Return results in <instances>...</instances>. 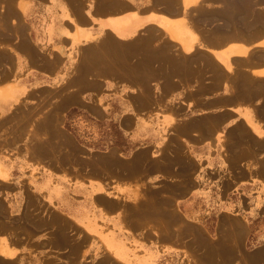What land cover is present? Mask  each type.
Returning a JSON list of instances; mask_svg holds the SVG:
<instances>
[{
    "label": "crops",
    "instance_id": "crops-1",
    "mask_svg": "<svg viewBox=\"0 0 264 264\" xmlns=\"http://www.w3.org/2000/svg\"><path fill=\"white\" fill-rule=\"evenodd\" d=\"M244 2L0 0V117L14 114L17 103H48L37 107L39 120L31 131L11 125L0 133L1 204V190L15 187L18 194L9 199L15 202L30 189L55 202L49 211L92 230L91 199L100 196L101 211L115 224L139 230L144 215L163 229L158 235L163 241L186 243L202 261L229 264L230 257L216 259L221 244L232 256L229 237L209 242L175 206L189 207L193 198L210 200L217 229L230 227L226 219L236 221V213L248 222L264 215V25L233 32L220 23L241 12L236 6ZM204 10L219 17L210 20ZM72 110L115 118L112 133L132 138L129 146L116 141L111 148H132L131 159L97 156L98 172L92 162L78 172L61 168L55 148L64 142L58 137L69 140L57 118ZM160 138L161 152L152 154L151 144ZM139 149L147 150V161L136 157ZM190 149L196 163L187 159ZM55 169L73 177L57 178L55 185ZM76 194L89 196V209L75 202ZM130 199H139L138 210L130 208L139 218L127 212ZM8 230L0 226V264L27 251L23 235L14 243ZM63 240L64 227L58 225L55 243ZM64 258L67 264L68 254ZM242 259L264 264V249Z\"/></svg>",
    "mask_w": 264,
    "mask_h": 264
},
{
    "label": "rangeland",
    "instance_id": "rangeland-1",
    "mask_svg": "<svg viewBox=\"0 0 264 264\" xmlns=\"http://www.w3.org/2000/svg\"><path fill=\"white\" fill-rule=\"evenodd\" d=\"M261 1L263 0H245L244 4H238L236 8L238 7L242 11L234 15V17L230 14V19L227 18L223 24L232 28V31L234 29L233 32H246V30H255L259 26L263 27L264 2ZM171 7L175 6L172 5ZM230 7L233 10L235 6ZM204 11L211 16L208 17L210 20L219 17V15L216 18L212 17L213 12L211 10ZM222 21L224 20L220 21L221 25ZM35 103V101L17 103L12 106L15 111L14 114L6 117L1 116V136H4L5 131L10 130L11 125L23 126V129L22 127L21 129L25 132L28 129L31 131L35 122L39 120V116L35 114L39 115L40 109L48 105V103L42 107L37 105L40 108L37 110ZM31 110L35 111L33 113L35 116L25 115V112ZM58 119L62 123L61 132L69 140L65 141V138H61L62 136L58 137V140L61 139L64 142L55 148V162L63 163L60 164L61 168H66L67 170L75 169L78 172L82 171L85 165L89 167L90 162H92L93 168L98 172L101 165H99L100 160L95 159L97 156L105 157L115 154L121 158L128 156L130 159L133 156L130 153L132 149L130 147L125 148V150L111 148L112 145L116 144V141L121 142L119 145L129 146L132 138L125 133L123 134L124 139L121 138V134L112 133L111 127L115 122L113 117L85 116L76 110H72L65 117ZM29 126L31 127L29 128ZM144 136H147V134H144ZM160 140L162 139L160 138L151 144L155 146L152 154H156V149L158 153L161 152V145L156 148V146L161 144ZM136 144L138 145L137 147L142 145L138 141ZM25 145L26 150L31 151L33 144L29 140L25 142ZM189 151L188 155L186 153L187 159L196 163L195 150L190 149ZM137 156H142V159L145 157L147 161V150L139 149L136 152ZM199 167L201 168V166ZM194 168L195 165L190 170V172L192 171L191 173L194 172ZM65 173L66 171L55 169V185L59 181L57 178L64 176V178L71 179L73 177L72 173L69 176L65 175ZM28 186L29 188L32 186V181L29 182ZM1 192L3 193L4 203L2 205L0 202V226L9 229L8 231L12 234L11 241L14 243L21 241L19 235L22 234L23 240H25L24 248L22 247V249L25 251V246H27V251L18 255L21 258L6 260L7 262L2 264H66L64 254H68V259H70L67 264H212L208 261H202L184 242V245H182L178 241L177 244L163 241L158 236L163 232V229L158 228L155 222L142 219L144 215H140V220L144 221L142 227L144 229L134 230L130 227L123 228L115 224L111 221L109 213L101 211L103 206L100 205V196H92L91 199L90 208L92 210L93 228L92 230H84L77 224H73L70 221L71 219L65 214L55 213V209L54 212L49 211L51 210L49 205L53 208L52 204H55V202L50 197H45L44 194H39L29 189L27 193H24L14 202V200L9 201V199H14L17 196L18 191L15 187L5 192L1 190ZM73 199L81 206L84 203L83 208L87 207L89 209L87 206L90 200L89 196L85 197L82 194H76ZM131 200H127L129 201L127 203V212L132 214L133 217L139 218V215L130 209L138 210L139 206L136 207L135 203L139 199L133 203ZM177 203H179L178 200ZM189 203V207L175 206L179 210V216L185 222L197 226L209 242L219 243L225 237H229V248L233 251L232 256L224 252L222 244L219 246L220 255L223 254L224 258L230 257L231 262L229 260V264H244V259H242L244 254L264 249V215L254 222H248L244 214L242 218H239L240 214L236 213L235 215L238 217L236 221L226 219L225 225H230V227L217 229L213 225L211 218L210 200L207 202L206 200L202 201L193 198ZM17 205H20L19 211L14 212ZM55 216H58L59 219ZM80 223L83 224L82 222ZM178 223L179 221L174 223L173 226H178ZM58 225L64 227L66 240L55 243V227ZM145 225H149V228ZM239 227H243L241 234L238 231ZM185 235L189 239L194 236V233L191 230V232H186ZM155 236H157L156 239L154 238ZM65 244H70V246L66 247ZM201 253L205 254L204 250ZM201 253L199 252L200 256H203ZM222 256L221 258L216 257V259L222 260ZM216 263L218 264V261Z\"/></svg>",
    "mask_w": 264,
    "mask_h": 264
},
{
    "label": "bare ground",
    "instance_id": "bare-ground-1",
    "mask_svg": "<svg viewBox=\"0 0 264 264\" xmlns=\"http://www.w3.org/2000/svg\"><path fill=\"white\" fill-rule=\"evenodd\" d=\"M189 1V0H188ZM176 3V2H175ZM223 24V23H222ZM17 26V25H16ZM227 27V26H226ZM230 32V31H229ZM216 37V36H215ZM215 39V38H214ZM207 40V39H206ZM215 41V40H214ZM116 54V53H115ZM118 55V54H117ZM152 66V65H151ZM242 67V66H241ZM211 68V67H210ZM213 68V67H212ZM140 70V69H139ZM138 70V71H139ZM147 74V73H146ZM203 74V73H202ZM151 79H152V77H151ZM146 81V80H145ZM234 81V80H233ZM243 84V83H242ZM168 87V86H167ZM237 90V89H236ZM40 105V104H39ZM178 109V108H177ZM55 112V111H54ZM56 115V114H55ZM209 116V115H208ZM54 117V116H53ZM55 119V118H54ZM38 121V120H37ZM41 122V121H40ZM55 127V126H54ZM37 134V133H36ZM13 141V140H12ZM37 143V142H36ZM68 154V153H67ZM54 158V157H53ZM166 165H168V164H166ZM172 172V171H171ZM154 195V194H153ZM126 206V205H125ZM153 206V205H152ZM171 212V211H170ZM166 213V212H165ZM179 217V216H178ZM150 218V217H149ZM168 218V217H167ZM151 219V218H150ZM177 220V219H176ZM141 224H143V223H141ZM188 230H189V228H187ZM182 231V230H181ZM180 231V232H181ZM182 236V235H181ZM206 242V241H205ZM188 246V245H187ZM213 249V248H212ZM211 250V249H210ZM216 251V250H215ZM211 252H213V251H211ZM219 252H220V250H219ZM221 253V252H220ZM220 253H218V254H220ZM216 255V254H215ZM223 255V254H222ZM221 255V256H222ZM225 259V258H224ZM227 259V258H226ZM230 259V258H229ZM223 261H225V260H222L221 262H223ZM243 261V260H242ZM219 262H220V260H219ZM230 262H231V260H230ZM245 264V263H244ZM250 264V263H249Z\"/></svg>",
    "mask_w": 264,
    "mask_h": 264
}]
</instances>
